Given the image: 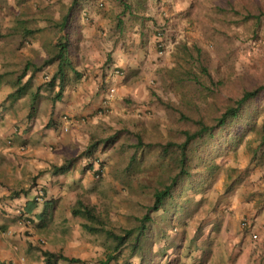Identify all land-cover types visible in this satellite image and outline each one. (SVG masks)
<instances>
[{
	"label": "rangeland",
	"instance_id": "obj_1",
	"mask_svg": "<svg viewBox=\"0 0 264 264\" xmlns=\"http://www.w3.org/2000/svg\"><path fill=\"white\" fill-rule=\"evenodd\" d=\"M70 2L0 0V60L5 81L12 87V82L22 73L28 53L35 52L27 47L26 41L43 38L49 53L57 40L65 37L72 54L78 49L76 42L85 40L81 26L92 28L94 25L103 41L90 57L94 62L99 56L104 58L100 68L110 67L114 49L119 54L129 53L122 74L118 73L122 76V86L115 85L111 78L105 80L103 75L100 81L87 77L79 80L84 84L82 87L78 78L70 75L69 82L77 81L73 83L74 91L80 88L88 93V108L76 113L56 111L45 121L47 110L38 112V102L52 103L58 86L45 90L43 84L53 73L35 76V71L24 96L15 101L6 102L5 98L0 101V121L7 119L10 130L20 127L22 135L32 130L34 120L31 125L28 123L37 118L36 128L49 126L51 137L66 138L67 145L63 148L53 145L52 141L45 145L47 151L66 154L61 158L62 163L77 157L70 171L53 177V183L65 184V189L60 196L58 192L52 193L57 196L50 199L55 200L52 203L55 215L51 213L45 234L53 238L57 225L67 226V239L61 242L62 246L69 252L82 253L87 263L98 264L106 257L108 240L101 233L82 229L81 223L86 220L71 214L76 200L94 206L105 226L115 232H119V227L136 224L135 217L144 213L152 202L155 186L167 181L171 174L159 146L171 140L183 141V132L195 130L198 118L214 124L225 106L244 90L264 86V0H83L81 6L68 12ZM94 12L99 16L93 15ZM67 13V27L61 30L58 24ZM27 29L40 32L25 34ZM183 45L190 48L194 58L185 56ZM198 51L210 79L194 61ZM74 58L84 63L87 60ZM30 60L41 63L35 54ZM191 71L200 83L190 80L187 73ZM180 75L186 77L176 83ZM27 78L24 75L21 80ZM39 85L42 88L35 101V111L29 116L31 93ZM63 114L69 117L66 131L60 122ZM75 120H78L76 124ZM263 133L262 90L248 102L240 117L228 121L212 137L199 138L189 145L188 170L195 183L179 199L184 209L177 211L175 224L160 219L158 212L154 232L160 231L163 225L172 229L174 237L180 230L191 233L205 221L214 204L226 199L233 186L252 173L260 174L259 179L264 181ZM93 143L96 147L91 155L78 157ZM45 171L39 170L30 178L27 190L15 192H26L30 187L52 182L49 178L45 183L40 181ZM55 216H66L64 223H54ZM200 234L198 231L196 235ZM74 236L76 241L72 240ZM156 239L149 244L145 257L156 252ZM121 250L117 257L119 263L124 259H129L128 263L139 261V257L129 256L128 247Z\"/></svg>",
	"mask_w": 264,
	"mask_h": 264
},
{
	"label": "crops",
	"instance_id": "obj_2",
	"mask_svg": "<svg viewBox=\"0 0 264 264\" xmlns=\"http://www.w3.org/2000/svg\"><path fill=\"white\" fill-rule=\"evenodd\" d=\"M93 15L99 16L95 12ZM79 22L81 25V21ZM96 26L98 27V24ZM80 29L85 40L77 41L78 49L69 54L72 60L76 56L80 60L87 59L84 63L74 58L75 68L80 73L77 80H84L87 77L100 81L105 75L103 77L105 80L111 78L115 85L122 86V69L128 62L125 57H128L129 53L119 54L118 49H114L110 67L103 70L99 65L101 66L104 58L99 56V60L94 62L90 57L96 46L99 47V43L103 41L99 38L101 34L94 25L92 28L81 26ZM39 32H34V34ZM94 35L95 38L92 37ZM26 44L28 48L31 47L35 51L29 50V60L34 58V54L38 55V59L48 54L45 49L48 43L43 38L37 37L29 42L26 41ZM1 65L0 60V72L3 70ZM56 68L57 63L53 62L36 71L35 76L51 75ZM114 68L115 71L112 72ZM27 71L26 78L30 75V71ZM70 75L74 76L73 73ZM75 82L77 81L74 79L65 86L59 100L47 105L43 101L38 102V112L41 109L47 110V115L43 120L46 121L50 115H55L56 111L76 113L88 108L86 103L89 95L80 88L74 91L73 83ZM79 85L83 87L84 84L79 81ZM91 87H94V84ZM10 91L12 87L7 81H2L0 101L6 99ZM33 120L32 130L22 132V135H20V127L14 126L10 130L7 119L0 121V264H46L42 254L43 250L61 252L65 256L79 259L74 262L58 260L56 264H96L87 263L86 256L82 253H77L76 250L69 252L62 246L61 242L67 239V226L57 225L53 238L45 234L46 226L49 221L51 222V213L55 215V206H52L55 200L50 199L57 198L53 194L58 192L60 196L65 189V184L56 186L53 183L55 175H52L49 170L53 164L60 165L61 158L66 157L63 152L54 154L47 151L45 145L52 141L53 145L63 148L67 145V140L63 137H51L52 128L49 126L36 128L37 118L31 119L28 125H31ZM77 121L75 120L74 123L76 124ZM42 169L46 171L40 175L42 179L40 181L45 183L49 178L52 182L45 186L30 187L26 192H15V190L29 186L30 178ZM259 175L252 173L249 178L233 186L227 192L226 199L217 205L214 204L205 221L195 226L191 233L180 230L174 237L172 229L164 228L162 225L164 233H160V236L156 233V236H159L156 237L158 240L155 247L156 252L147 255L143 264H264V249L260 244V239L264 238V181L259 179ZM38 188L43 191L42 200H37L35 197ZM183 209L184 207L180 211ZM176 213L177 211L170 220V225H174L177 221ZM65 218L66 216H55L53 221L61 224L64 223ZM186 218L187 216L184 217ZM244 219L247 220L246 225L242 223ZM198 231H201L200 236L196 235ZM252 234H256L258 239H254ZM177 237H180L179 242H177ZM76 239L77 237L74 236L72 240L76 241ZM118 259L112 260L109 264H140L139 261L128 263L129 259L127 261L124 259L123 263H119Z\"/></svg>",
	"mask_w": 264,
	"mask_h": 264
},
{
	"label": "trees",
	"instance_id": "obj_3",
	"mask_svg": "<svg viewBox=\"0 0 264 264\" xmlns=\"http://www.w3.org/2000/svg\"><path fill=\"white\" fill-rule=\"evenodd\" d=\"M82 3L83 0H71L68 6V12L78 8ZM125 7L127 8L128 6ZM67 23L68 13L63 16L58 26H60L62 30L67 27ZM120 24L121 20L118 21V26H120ZM35 31H37V29H27L25 34H31ZM68 47L69 43L65 40V37L59 38V40H57V42L53 45V50L49 52L46 57L41 59L40 64H35L27 59L25 65L23 66L22 73L12 82L13 89L7 94L5 100L15 101L24 96L27 93V90L31 87L33 73L53 62L57 63L56 71L51 75L49 80L43 84V87L45 90H48L57 85L58 90L52 97V103L59 100L61 98L62 91L71 80L70 73L74 74L73 78H78L80 75L69 55ZM183 52L185 56L188 55L189 57L194 58L190 54V48L188 46L183 45ZM194 61L199 64V69L202 71V74L210 79V74L208 73L206 67L203 66L199 60V51L197 52V56ZM29 69L31 71L29 77L25 81H22L21 77L24 76ZM187 75L190 80L195 83H200L195 72L191 71L187 73ZM185 77L186 76L180 75L176 77L175 82L181 83ZM4 80L5 72H0V83ZM41 88L42 86L39 85L31 93L32 108L28 114L29 116L34 114L35 101ZM262 90L264 91V86H259L251 90H244L236 99L232 101V103L225 106L224 111L215 118L214 124H207L204 120L198 118L195 121L197 124L195 130H186L183 132V141L177 142L171 140L159 146V152L163 156V159L166 161L168 167H170L171 174L167 176V181L164 180V182H160L157 186H155L152 193V202L146 206L144 213L135 217V225L131 227H119V232H115L113 229L105 226L103 219L96 214L94 206L86 204L81 199L76 200L75 204L71 208V214L73 216H80L86 220L81 223L82 229L89 233H101L104 235L106 241L108 240L106 244V257L104 260L100 261V264H109L112 260H116L121 254V249L124 247L129 248V256L139 257L140 264H143L145 261L144 254L146 251H149V244H151L158 236H156V233H158L159 236L160 233H164V228L159 229L160 231L154 232L153 224L157 220V213H160L158 214V217L162 220L165 219L167 222H170L174 213L176 211H180L183 207L179 203V199L187 190L191 189L195 183L194 180L190 179L191 172L188 170L190 165V161L187 156L189 145L199 138L206 136L212 137L214 135V131L218 130L228 121L240 117L248 102L255 99ZM262 135H264V133ZM140 143L141 141L139 142V145H142ZM95 147L96 143L90 144L78 157L91 155L95 150ZM76 159L75 157L66 159L60 165L53 164L49 171L52 175L68 172L72 169ZM87 167H91V165ZM84 169H86V167ZM42 254L45 258L46 264H56L58 260L72 262L79 261L78 258L65 256L61 252L43 250Z\"/></svg>",
	"mask_w": 264,
	"mask_h": 264
},
{
	"label": "built area",
	"instance_id": "obj_4",
	"mask_svg": "<svg viewBox=\"0 0 264 264\" xmlns=\"http://www.w3.org/2000/svg\"><path fill=\"white\" fill-rule=\"evenodd\" d=\"M60 122H61V127L63 128V130H67L68 129V124H69V117L67 114H63L60 118ZM35 197L37 200H42L43 198V191L41 188H38L35 192ZM244 225L247 224V220H243L242 222ZM252 237L254 239H258V236L256 234H252ZM260 244L261 247L264 249V238L260 239Z\"/></svg>",
	"mask_w": 264,
	"mask_h": 264
}]
</instances>
